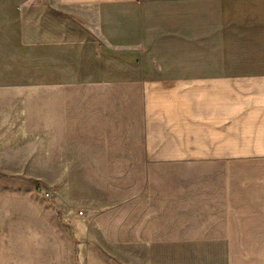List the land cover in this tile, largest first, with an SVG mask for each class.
<instances>
[{
	"label": "crops",
	"instance_id": "1",
	"mask_svg": "<svg viewBox=\"0 0 264 264\" xmlns=\"http://www.w3.org/2000/svg\"><path fill=\"white\" fill-rule=\"evenodd\" d=\"M27 3L0 8L26 30L0 38V67L59 73L18 82L68 94L41 128L119 197L80 226L55 211L22 263L264 264V0Z\"/></svg>",
	"mask_w": 264,
	"mask_h": 264
},
{
	"label": "rangeland",
	"instance_id": "2",
	"mask_svg": "<svg viewBox=\"0 0 264 264\" xmlns=\"http://www.w3.org/2000/svg\"><path fill=\"white\" fill-rule=\"evenodd\" d=\"M4 3L5 0H0V8ZM37 3L38 0H29L27 5ZM2 11L0 38L18 30L26 31L17 24L15 28L12 19L5 18ZM28 31H37L36 22H31ZM28 48H36L33 41ZM37 67L31 64L26 71L16 66L12 71L0 67V80L15 81L10 86L0 82V264H23L22 237L37 234L40 225L53 223L55 211H73L80 226L85 223L87 213L111 202L116 205L119 197V185L108 182L116 179L108 177L111 169L69 167V158L63 157H69L68 147L62 145L60 136L57 144H53L54 136L45 134L43 124L41 128L39 113L47 105L44 102L54 96L61 102L68 94L55 95L36 86L19 85L20 80L59 77V73L37 71ZM112 170L116 173L118 169ZM140 258V264H145L144 249Z\"/></svg>",
	"mask_w": 264,
	"mask_h": 264
}]
</instances>
